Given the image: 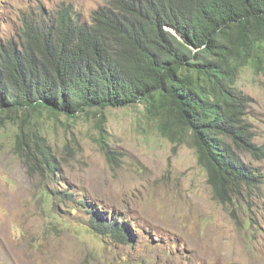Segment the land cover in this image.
<instances>
[{
  "label": "trees",
  "instance_id": "trees-1",
  "mask_svg": "<svg viewBox=\"0 0 264 264\" xmlns=\"http://www.w3.org/2000/svg\"><path fill=\"white\" fill-rule=\"evenodd\" d=\"M248 66L264 75V0H105L90 22L62 4L0 45V127H17L13 149L30 175L55 181V158L34 127L41 113L76 119L143 105L163 137L194 150L213 199L228 206L261 184L240 156L264 157L245 120L250 99L235 88ZM55 195L71 199L49 190L43 199ZM88 214L91 233L133 244L125 222Z\"/></svg>",
  "mask_w": 264,
  "mask_h": 264
},
{
  "label": "rangeland",
  "instance_id": "rangeland-1",
  "mask_svg": "<svg viewBox=\"0 0 264 264\" xmlns=\"http://www.w3.org/2000/svg\"><path fill=\"white\" fill-rule=\"evenodd\" d=\"M62 4L90 22L105 0H0V45L18 40L25 22L48 19ZM235 88L250 99L245 120L262 147L264 75L245 67ZM34 127L58 175L55 181L30 175L13 149L17 127H0V264H264V157L241 153L261 184L223 206L194 150L163 137L143 105L76 119L41 113ZM103 143L118 165L107 161ZM48 190L71 199L45 201ZM96 209L125 222L133 244L91 233L88 212Z\"/></svg>",
  "mask_w": 264,
  "mask_h": 264
},
{
  "label": "clouds",
  "instance_id": "clouds-1",
  "mask_svg": "<svg viewBox=\"0 0 264 264\" xmlns=\"http://www.w3.org/2000/svg\"><path fill=\"white\" fill-rule=\"evenodd\" d=\"M114 221H119V219L118 220H114ZM119 223H121V221H119ZM96 236H98V235H96ZM100 237H102V236H100ZM104 238V237H103ZM109 240V239H108Z\"/></svg>",
  "mask_w": 264,
  "mask_h": 264
},
{
  "label": "water",
  "instance_id": "water-1",
  "mask_svg": "<svg viewBox=\"0 0 264 264\" xmlns=\"http://www.w3.org/2000/svg\"><path fill=\"white\" fill-rule=\"evenodd\" d=\"M174 33V32H173ZM175 35L177 34V33H174ZM177 36V35H176Z\"/></svg>",
  "mask_w": 264,
  "mask_h": 264
}]
</instances>
